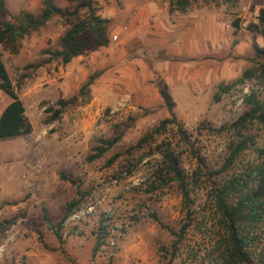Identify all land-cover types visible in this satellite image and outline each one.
Masks as SVG:
<instances>
[{"label": "rangeland", "instance_id": "obj_1", "mask_svg": "<svg viewBox=\"0 0 264 264\" xmlns=\"http://www.w3.org/2000/svg\"><path fill=\"white\" fill-rule=\"evenodd\" d=\"M52 1L65 8L80 0ZM5 2L13 15L21 11L38 15L44 0ZM96 2L99 14L113 23L106 48L86 52L67 65L54 61L37 67L48 60L47 52L59 49L67 29L59 17L23 39L17 53L0 46L32 126L29 135L0 140V264H167L175 234L186 223L190 227L171 264H216L224 236L216 189L264 166V125L256 122L243 130V137L254 143L229 163L242 138L230 125L247 110L246 94L264 92L263 69L251 62L256 58L254 44L264 47V42L249 29V24L257 23L264 0H193L185 13L170 12L169 3L162 0V5L168 4L165 14L171 16L165 24L169 30L153 32L152 16L150 32L123 54L112 46L123 19L117 14L133 16L143 3L131 4L130 11L117 0ZM186 41L190 46L184 49ZM249 69L255 78L214 102L221 83L230 84ZM97 70L103 74L90 94L61 109L53 121L58 101L77 95ZM191 71L197 73L193 78ZM181 73L188 75L185 81H180ZM168 78L173 81L174 112L189 139L170 125L153 142L136 148L141 137L171 117L159 94ZM11 101L0 89V116ZM121 132L119 143L102 157L88 160L97 146ZM166 145L180 157L190 182L188 210L177 184L163 185L161 180ZM73 200L79 205L65 221L60 243L53 226ZM188 211L191 221L186 219ZM14 217L18 221L8 227L6 222ZM103 220L109 234L95 252ZM249 239L258 262L264 257V212Z\"/></svg>", "mask_w": 264, "mask_h": 264}, {"label": "trees", "instance_id": "obj_2", "mask_svg": "<svg viewBox=\"0 0 264 264\" xmlns=\"http://www.w3.org/2000/svg\"><path fill=\"white\" fill-rule=\"evenodd\" d=\"M169 3L170 12L185 13L191 7L193 0H165ZM210 2H218L221 0H205ZM59 17L66 25L67 29L59 40V49L47 52L48 60L40 62L37 67H41L50 62L59 61L63 65L71 63L75 58L82 56L86 52L96 51L100 48H106L110 45L112 20L104 18L99 14L96 0H80L74 6L59 7L52 0H44L43 8L40 14L35 15L29 11H21L18 15H13L7 8L5 0H0V46L17 53L21 48V42L26 37L32 35L45 27L53 18ZM257 23L249 24V29L260 35L264 42V8H262L257 17ZM235 27H239V21L234 23ZM256 58L251 62L261 67L262 77H264V47L254 44ZM103 74L102 70H97L91 74L88 79L81 85L77 95L70 99H61L58 101L60 109L55 110L52 120L55 121L62 114L61 109L70 105H76L78 101L88 96L92 85ZM256 77V73L251 69L245 71L244 75L230 84L221 83L213 96V100L219 103L223 97L239 85H244L247 81H251ZM0 89L5 92L11 102L5 107L0 116V140L13 139L31 134L32 126L27 118L26 109L22 98L15 91L14 85L9 76L6 65L0 54ZM159 94L163 100L165 107L170 112L171 117L162 120L156 128L150 133L139 139L136 148L142 147L154 141L156 134H162L167 130L168 126L176 125L181 131L182 137L188 141L186 132L182 131L184 126L175 112L176 101L169 92V86L162 83ZM244 103L247 110L239 117V119L230 125L235 129L241 140L233 148L229 163L232 162L242 151L246 150L248 144H253L251 137H243V130L250 124L260 123L264 125V92L251 90L244 97ZM123 132L114 136L110 140H105L103 144L97 146L95 153L88 157L89 161H94L102 157L114 145L122 139ZM163 147V167L160 175L163 185L176 183L182 195L184 208L189 209L190 205V182L182 167L180 157L175 153L170 145ZM113 161V160H112ZM165 174V176H164ZM62 179H66L65 174H61ZM70 180L69 178H67ZM74 183L72 180H70ZM264 203V166H256L248 172L245 177H234L222 187L216 189L215 206L219 214V223L224 231V236L220 244L219 255L215 259L216 264H264V257L258 262L253 259V253L250 250L249 234L255 226V223L261 219ZM79 200H73L67 206L64 218L53 226L55 234L62 243L63 225L65 221L74 213ZM186 219L191 221L190 212H187ZM18 221L17 217L6 222L10 227ZM101 222L97 232V240L94 251L100 250L105 243L109 232L107 226ZM4 226V227H7ZM3 227V226H2ZM190 227L189 223L184 224L177 235V240L173 245V253L167 264H171L173 258L176 257L183 234ZM163 249V248H162ZM165 254H169L167 250H161ZM25 264V263H22Z\"/></svg>", "mask_w": 264, "mask_h": 264}, {"label": "crops", "instance_id": "obj_3", "mask_svg": "<svg viewBox=\"0 0 264 264\" xmlns=\"http://www.w3.org/2000/svg\"><path fill=\"white\" fill-rule=\"evenodd\" d=\"M117 1L119 4H121L122 7L126 6L128 10L130 9V11L132 9V7H130L131 4L141 5L143 3V5L139 8L137 7V9L133 11L134 12L133 16L132 14H129L127 15V17H124V15L126 14H119L120 12L117 14V16L119 15L123 16V19L120 23L117 22L118 30H117V34L114 35V38L118 39V41L112 44V46L115 48V53H117V51L121 52V54L126 53L127 48L129 47L130 44L133 43L134 40L137 41L140 39L142 34L144 35L146 32H150L149 20L151 19L152 16L156 18L155 19L156 22L153 25V27H155L154 28L155 31L153 32L159 33L162 28L167 29V26L165 24L166 22L169 21L171 16L169 15V13L165 14V11H167L168 8V4L166 2L165 4L162 5L161 2L162 0H117ZM103 17L111 19V17H106V16ZM189 46L190 44H188L187 41L183 43V48L184 47L188 48ZM191 51L195 52L193 42L191 45ZM173 73L174 76L176 77L177 74L175 73V71ZM196 74H197L196 71L195 73L194 71H191V78L196 76ZM187 76L181 73L179 75L180 81H185ZM104 78H106V76ZM164 83H166L169 86V92H171L173 86L172 79L168 78Z\"/></svg>", "mask_w": 264, "mask_h": 264}, {"label": "built area", "instance_id": "obj_4", "mask_svg": "<svg viewBox=\"0 0 264 264\" xmlns=\"http://www.w3.org/2000/svg\"><path fill=\"white\" fill-rule=\"evenodd\" d=\"M76 217H77V215H74V216L71 217V219H75Z\"/></svg>", "mask_w": 264, "mask_h": 264}]
</instances>
